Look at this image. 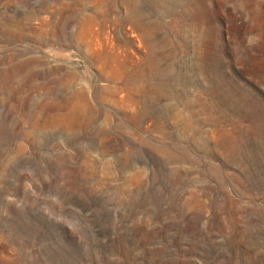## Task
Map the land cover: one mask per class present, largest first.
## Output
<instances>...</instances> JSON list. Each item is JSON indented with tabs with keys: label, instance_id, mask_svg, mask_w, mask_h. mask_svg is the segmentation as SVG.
<instances>
[{
	"label": "rangeland",
	"instance_id": "obj_1",
	"mask_svg": "<svg viewBox=\"0 0 264 264\" xmlns=\"http://www.w3.org/2000/svg\"><path fill=\"white\" fill-rule=\"evenodd\" d=\"M0 264H264V0H0Z\"/></svg>",
	"mask_w": 264,
	"mask_h": 264
}]
</instances>
